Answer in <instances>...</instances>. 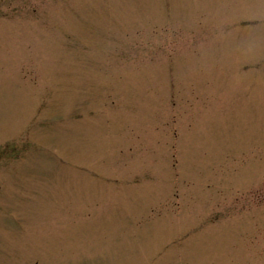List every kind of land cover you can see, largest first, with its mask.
<instances>
[{
	"label": "rangeland",
	"instance_id": "1",
	"mask_svg": "<svg viewBox=\"0 0 264 264\" xmlns=\"http://www.w3.org/2000/svg\"><path fill=\"white\" fill-rule=\"evenodd\" d=\"M0 264H264V0H0Z\"/></svg>",
	"mask_w": 264,
	"mask_h": 264
}]
</instances>
